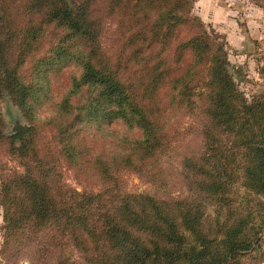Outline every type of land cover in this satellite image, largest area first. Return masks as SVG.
I'll return each instance as SVG.
<instances>
[{
  "label": "trees",
  "instance_id": "trees-1",
  "mask_svg": "<svg viewBox=\"0 0 264 264\" xmlns=\"http://www.w3.org/2000/svg\"><path fill=\"white\" fill-rule=\"evenodd\" d=\"M191 9V0H0V96L8 94L30 111L38 81H26L20 68L27 61L39 65V53L54 51L64 55L65 66L79 70L57 115L78 108L72 120L80 121L84 112L94 115L102 107L98 126L108 120L125 127L116 137L122 151L94 161L93 172L110 182V195L64 186L57 167L34 146L33 124L0 133L23 167L0 175V253L6 261L36 244L34 261L45 264H77L74 256L85 264H236L258 242L264 228V90L246 99L222 48L212 45ZM103 15L117 19L122 40L113 63L100 48ZM134 66L138 76L125 82L119 71ZM200 93L210 122L203 129L205 148L199 157L183 158L180 174L203 196L161 199L113 191L120 167L148 171V159L162 147V129L175 111L195 106ZM55 135L69 164L81 169L86 154L78 133L60 127ZM206 198L216 204L209 231L203 227ZM56 247L68 253L50 261L46 251Z\"/></svg>",
  "mask_w": 264,
  "mask_h": 264
},
{
  "label": "rangeland",
  "instance_id": "rangeland-1",
  "mask_svg": "<svg viewBox=\"0 0 264 264\" xmlns=\"http://www.w3.org/2000/svg\"><path fill=\"white\" fill-rule=\"evenodd\" d=\"M213 1L214 6L211 11L207 7L208 0H191V13L202 21L212 45H220L236 87L247 100H250L252 96L264 90V2L263 0ZM210 12H214L216 23L210 20L211 16H208ZM100 28V48L113 63L121 49L122 41L117 19L103 15ZM39 54L44 59L39 65L27 61L20 68L21 75L26 81L30 83L38 81V84L34 85L33 106L27 113L23 112L22 107L11 100L8 94H2L0 117L3 124L0 126V133L8 136L33 124L35 129L33 144L57 167L55 176L64 186L86 192L105 191L110 195V182L102 183L93 172L94 161L96 157L111 154L116 148L122 151L123 143H119L116 137L125 134V127L119 122L111 124L108 120H104V123L101 122V126H98L96 118H101L104 112H100L98 116L97 112L102 107L94 115L84 112L85 118L80 121L72 120L73 116L79 113L78 108L67 115H57V103L66 94L71 77L78 74V66L73 64L65 66L64 55L56 56L54 51L43 50ZM130 70H133L132 74L129 73ZM37 71L40 72L36 77ZM119 74L125 82L134 81L132 75L138 76L135 66L128 68L124 73L121 70ZM193 98L195 106L175 111L162 129L163 144L161 149L148 159V171L138 172L129 165L120 167L113 191L148 193L161 199L194 200L203 196L196 189L186 185L180 174L183 171V158L199 157L205 148L203 129L210 123L204 112L207 106L205 96L200 93ZM74 100L78 105L81 104L77 98ZM76 103H73V107L77 106ZM104 118H110V115L105 113ZM60 127L62 130L72 127L81 138V148L86 154L81 169L69 164L66 154L61 150L62 143L55 135ZM16 128L20 129L16 130ZM131 134L135 133L131 132L127 135L133 136ZM22 170L18 157L9 152V145L0 138V175ZM236 185L237 183L234 182V189ZM261 200L264 201V198ZM241 202L244 204V201ZM201 205L203 227L208 231L213 230L216 204L206 198L202 199ZM224 213H227L225 206L222 209V214ZM2 214L0 207V251L4 236ZM38 248L36 244L24 247L12 262L6 261L0 253V262H2L0 264H45L41 259L34 261V256L37 258ZM59 253L65 255L68 249L63 248V251L59 252V247L50 248L46 251V256L51 257V261ZM74 258L77 264H85L81 257L74 256ZM262 260H264V228L259 234L258 242L252 249L239 256L236 264H257Z\"/></svg>",
  "mask_w": 264,
  "mask_h": 264
},
{
  "label": "crops",
  "instance_id": "crops-1",
  "mask_svg": "<svg viewBox=\"0 0 264 264\" xmlns=\"http://www.w3.org/2000/svg\"><path fill=\"white\" fill-rule=\"evenodd\" d=\"M213 6H214V1H213V0H208V3H207V7H208V9L212 11ZM213 10H214V9H213ZM209 15L211 16L210 20H214L213 23H216V21H215V17H216V16H214V12H213V13H211V12L208 13V16H209ZM217 21H218V20H217ZM257 264H264V260L259 261Z\"/></svg>",
  "mask_w": 264,
  "mask_h": 264
},
{
  "label": "water",
  "instance_id": "water-1",
  "mask_svg": "<svg viewBox=\"0 0 264 264\" xmlns=\"http://www.w3.org/2000/svg\"><path fill=\"white\" fill-rule=\"evenodd\" d=\"M18 129H20V128H16V130H18Z\"/></svg>",
  "mask_w": 264,
  "mask_h": 264
}]
</instances>
